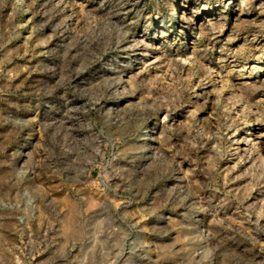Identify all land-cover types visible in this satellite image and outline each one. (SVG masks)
<instances>
[{"label":"rangeland","instance_id":"rangeland-1","mask_svg":"<svg viewBox=\"0 0 264 264\" xmlns=\"http://www.w3.org/2000/svg\"><path fill=\"white\" fill-rule=\"evenodd\" d=\"M0 264H264V0H0Z\"/></svg>","mask_w":264,"mask_h":264}]
</instances>
